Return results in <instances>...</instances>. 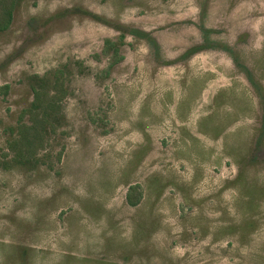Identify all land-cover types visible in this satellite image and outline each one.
Segmentation results:
<instances>
[{"label": "rangeland", "instance_id": "rangeland-1", "mask_svg": "<svg viewBox=\"0 0 264 264\" xmlns=\"http://www.w3.org/2000/svg\"><path fill=\"white\" fill-rule=\"evenodd\" d=\"M10 7L0 264H264V0Z\"/></svg>", "mask_w": 264, "mask_h": 264}, {"label": "trees", "instance_id": "trees-1", "mask_svg": "<svg viewBox=\"0 0 264 264\" xmlns=\"http://www.w3.org/2000/svg\"><path fill=\"white\" fill-rule=\"evenodd\" d=\"M12 6V5H11ZM10 21H11V7L9 9H7V11L5 12L4 16L2 19H0V32H4L8 29L9 27V24H10ZM209 31L208 30H203L202 33H208ZM211 32V31H210ZM139 35L137 36H141V37H144L146 38L149 42H153L155 43L154 39L149 36V35H146L145 33H137ZM206 48H210V47H206ZM205 49V47H204ZM189 53V52H188ZM39 99V93L36 92L35 93V102L36 100ZM53 102H55V98L53 97Z\"/></svg>", "mask_w": 264, "mask_h": 264}]
</instances>
